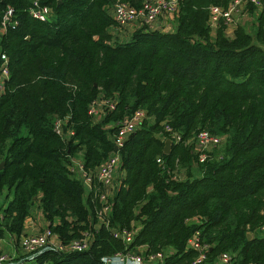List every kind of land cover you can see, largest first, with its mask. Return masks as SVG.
I'll return each instance as SVG.
<instances>
[{
    "label": "trees",
    "instance_id": "16d2710c",
    "mask_svg": "<svg viewBox=\"0 0 264 264\" xmlns=\"http://www.w3.org/2000/svg\"><path fill=\"white\" fill-rule=\"evenodd\" d=\"M38 1L49 7L44 19L30 13L32 0H0V238L19 242L37 206L61 244L86 234L90 242L40 248L26 263L110 264L103 257L131 251L191 264L198 250L187 240L198 231L203 264L224 251L230 264H264V234H254L264 227V0L259 10L248 3L252 24L237 23L232 36L222 19L212 35L209 22V6L228 0H180L173 30L142 25L124 41L109 32L116 0ZM100 98L112 106L89 114ZM138 107L147 116L119 148L124 177L105 213L94 174L114 149L117 122ZM200 129L225 135L204 161ZM78 157L94 182L86 197L70 169ZM115 229H134L132 240Z\"/></svg>",
    "mask_w": 264,
    "mask_h": 264
},
{
    "label": "built area",
    "instance_id": "2783aa9c",
    "mask_svg": "<svg viewBox=\"0 0 264 264\" xmlns=\"http://www.w3.org/2000/svg\"><path fill=\"white\" fill-rule=\"evenodd\" d=\"M180 0H143L140 7H135L126 0H116L112 7V16L115 20V25L118 27H124L129 25H135V23L141 18L143 25L148 27L157 20L162 14H173ZM32 7L30 13L38 18L44 19L48 12V6H39L38 0H32ZM248 3L255 6L256 10H259L263 6L262 0H228L225 5L211 4L209 6V22L210 25L215 26L219 20H223L227 28H234L239 21L238 16L240 6L245 7ZM246 11V10H245ZM11 8L7 9L4 15V19H8ZM3 57L2 75H7L6 56ZM0 82V89H1ZM112 100L100 98L90 104L88 107L89 114H97L102 111V103L107 106H112ZM147 116V111L143 107L136 108L131 114L124 117L117 122V130L114 135V148L108 157L97 167L94 177L103 185H113V174L118 165H120V153L119 148L123 144L125 138L131 133L139 124L140 120ZM55 129L60 131L61 121L56 119L54 121ZM164 128L171 131V126L164 124ZM172 135L179 139L180 135L176 132H172ZM167 138V137H166ZM171 139V137H168ZM195 149L198 151L197 157L199 161H204L209 152L215 151L223 146L225 139L224 134L213 133L208 129H200L195 134ZM221 154H219V157ZM157 160H160L158 158ZM70 169L77 173L84 182H92V176L83 170L82 161L75 158L71 161ZM175 176V175H174ZM107 193L104 191L100 197L104 202L103 211L106 213L109 210L107 203ZM134 229H122L114 230L115 236L121 237L124 242H129L133 238ZM90 238L86 234L82 238H73L68 244H61L55 238H52L50 231L45 228L41 232L23 234L19 239V245L22 249V257L16 258L14 253H9L0 249V264H25L26 258L34 255V252L40 248L45 247H57L59 249H72L83 250L88 247ZM188 247H194L198 250V255L192 260L191 264H203L202 260L205 258L204 250L207 247V243L200 241L198 231H195L187 240ZM103 260L110 264H162L163 254L157 252L151 254L148 260H145L140 253L125 251L117 252L115 254L103 257ZM232 260V254L224 251L218 256V260L214 264H230Z\"/></svg>",
    "mask_w": 264,
    "mask_h": 264
},
{
    "label": "crops",
    "instance_id": "0c3cea01",
    "mask_svg": "<svg viewBox=\"0 0 264 264\" xmlns=\"http://www.w3.org/2000/svg\"><path fill=\"white\" fill-rule=\"evenodd\" d=\"M247 11H243L240 13L242 15V18L240 17L238 23L243 24L245 21H251V18H254L252 15ZM244 21L242 22V20ZM252 24V23H251ZM143 25L142 19L140 18L135 25H129V26H124V27H118L116 25L111 26L109 28V32L112 34L113 39H118L119 41H124L127 40L130 36V32L135 28V27H140ZM176 25V18L174 17L173 14H162L157 20H155L152 25H150V28H159L160 30H173ZM235 28V27H234ZM234 28H227V35L232 36ZM215 33V26H212L211 34L214 35ZM76 160L80 161V158H75ZM199 170L196 171L198 173ZM124 177V170L120 168V165H118L114 171L113 174V185L111 186H105L103 185V190L107 194H111L116 186L122 181ZM98 182V180L95 181V184ZM94 182H84V196L86 197L89 189L92 187ZM47 227V221L45 217L43 216L41 210L37 206H33L31 208L30 213L25 217L24 224H23V234L27 233H37L43 231ZM264 231V227H261L259 229H256L254 231V234L259 235V232ZM253 234V232H252ZM251 234V235H252ZM13 235H8L6 239L10 243L9 245H4L2 243L3 238H0V249L3 251H7L9 253H16L17 251L21 252L22 249L19 245V242H15L13 239ZM15 238V237H14ZM52 238H55L54 235H52ZM218 260L215 259V261L212 263L214 264Z\"/></svg>",
    "mask_w": 264,
    "mask_h": 264
},
{
    "label": "rangeland",
    "instance_id": "374dc122",
    "mask_svg": "<svg viewBox=\"0 0 264 264\" xmlns=\"http://www.w3.org/2000/svg\"><path fill=\"white\" fill-rule=\"evenodd\" d=\"M247 6H248V4L245 6V7H243V5L242 6H240V11H244V10H246L247 9ZM262 7V6H261ZM248 15H252V14H248ZM253 16V15H252ZM240 17L242 18V15H240L239 14V16H238V19H240ZM253 19L254 18H251L250 20L251 21H245V23L244 24H246L247 26H249L250 25V23H252V21H253ZM244 21V19L242 20V22ZM238 79H240V78H238ZM217 150V149H216ZM264 234V231H261V232H259V235H263ZM6 237H8V235H6L5 237H3V240H2V243L6 246V245H9L10 243L8 242V240L6 239ZM26 264H36V262L35 261H33V260H31V261H28Z\"/></svg>",
    "mask_w": 264,
    "mask_h": 264
},
{
    "label": "water",
    "instance_id": "95a60500",
    "mask_svg": "<svg viewBox=\"0 0 264 264\" xmlns=\"http://www.w3.org/2000/svg\"><path fill=\"white\" fill-rule=\"evenodd\" d=\"M170 146H171V139L165 138V140H164V151H169ZM114 148H116V146H114ZM2 164H3V162H0V167L2 166ZM247 235H248V237H250L251 233L248 232Z\"/></svg>",
    "mask_w": 264,
    "mask_h": 264
}]
</instances>
